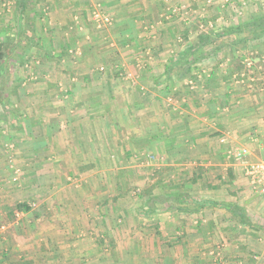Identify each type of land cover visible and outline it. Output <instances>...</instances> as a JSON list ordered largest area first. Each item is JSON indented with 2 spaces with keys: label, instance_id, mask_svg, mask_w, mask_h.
<instances>
[{
  "label": "crops",
  "instance_id": "0c3cea01",
  "mask_svg": "<svg viewBox=\"0 0 264 264\" xmlns=\"http://www.w3.org/2000/svg\"><path fill=\"white\" fill-rule=\"evenodd\" d=\"M18 1L8 7L0 0V51H13L5 68L25 66L27 74L16 87L9 77V109L0 111V264H104L96 255L121 214L131 226L175 222L183 235L190 228L202 239L208 226L211 241L222 239L212 231L219 224L227 241L238 242V223L249 255L244 264H257L250 253L264 264V195L250 189L246 175L247 164L264 155V81L239 85L233 64L215 62L234 36L207 46L209 57L186 70L200 55L199 37L209 34L201 21L219 17L223 0H57L50 4L52 30L26 29L25 36ZM96 12L110 23L96 25ZM222 44L229 46L217 51ZM28 54L43 63L25 65ZM145 165L226 171L235 200L154 191L142 205L128 206L127 182L138 181L134 168ZM238 183L245 191L236 196ZM162 195L185 199L150 210L149 197ZM178 204L189 211L169 209ZM229 205L241 207L247 222Z\"/></svg>",
  "mask_w": 264,
  "mask_h": 264
},
{
  "label": "rangeland",
  "instance_id": "374dc122",
  "mask_svg": "<svg viewBox=\"0 0 264 264\" xmlns=\"http://www.w3.org/2000/svg\"><path fill=\"white\" fill-rule=\"evenodd\" d=\"M56 1L57 0H34V2H32L31 5H33V10L29 17H32L33 20V31L36 29L39 33L47 34L52 30V26L48 20L51 19L50 14L52 13L50 4L55 6ZM63 1L65 2L66 0ZM3 2L6 6L10 7L14 5L16 0H3ZM209 3H211V0H208V4ZM223 5L224 6L221 8L224 12L221 11L220 16L214 19L212 18L210 22L202 23L201 21L200 29H204L207 33H210L212 30H217L226 26H236L252 16L264 14V0H223ZM184 9H186V6ZM34 12L36 16H34ZM206 12L207 11L201 13ZM10 14H13V11ZM96 25L98 24L96 23ZM237 37L238 36L235 35L233 39L235 40ZM187 41H190V39L187 38ZM82 55L83 54L80 52L77 56L81 57ZM40 58L41 56L39 55L28 54L25 59V65L28 62H39L42 64L43 62ZM259 59L260 61H264V38L251 41L247 44L230 47L224 53L214 58L215 62L218 64L227 61L233 64V69L239 71L235 74L236 83L248 86L258 83L257 81L259 79L264 81V69L260 67L261 62H259ZM24 67L19 68L16 65L12 70L9 77L13 81V87H16L15 82L17 78L19 79L27 75L26 73L23 74ZM101 71H103V69H101ZM233 72L234 71H232V73ZM0 111H2L1 107ZM144 156L143 160H145V158L149 160L148 158H150V156H148V158L146 155ZM153 159L157 161L156 157L150 158V160ZM158 159L160 160L159 157ZM134 169L139 170L138 181H128L127 187L124 190L123 201H128V206L133 203L135 205L136 203L137 205H142L146 197H148V194L154 191H186L192 193V195L196 197L216 193V195L222 198V203H228L226 200H235L230 194L234 183L226 171L216 174L214 171L211 173V171L206 170L205 166L195 165L184 167L145 165L137 166ZM176 173H185V175H188V178H186V180L177 181L175 177ZM249 184L251 190L257 191L251 183ZM237 187H239L237 190L240 189V192H235L234 194L236 196L237 193L245 191V189L242 190V186L239 183ZM246 188L249 189V187ZM241 198L243 199V195L238 196V202H241ZM127 216L126 214L117 215L115 220H113L116 224V227H113V232H111L110 236L104 235L103 237L106 243L103 247H100L102 250L100 255L98 253L96 256L101 257V261L104 262V264H244L243 256L247 254V257H249L246 249H244V242L241 241L244 229H242V225L238 223H236L234 229L235 235L240 238L238 242L233 240L227 241L224 233L225 230L221 231V225L219 224L217 228L214 227L212 231L216 230V236L218 233L222 239L211 241L208 226L203 230V236L205 233H209L207 235L208 237L204 236L202 239L194 237V230L191 231L190 228L188 229L189 232L183 235L181 233L182 228H179L178 224L175 222L170 223L167 221L165 224H155L154 227L151 225V228L145 224H140L138 227L135 225L131 226L133 220L131 222L130 218H128L127 224L124 223ZM129 216L131 217L132 215ZM143 216L147 217V215ZM148 216L150 219L153 218L157 220L162 214H150ZM251 216L256 218L257 215L253 214L251 211ZM223 221H225V219ZM118 227H122V235H119L120 229ZM135 231L139 234L136 233L133 235ZM213 242H215V245ZM92 248L100 249L99 247ZM250 256L252 261L261 264L260 258H258L261 257L259 254L250 253ZM150 260H152V262H150Z\"/></svg>",
  "mask_w": 264,
  "mask_h": 264
},
{
  "label": "trees",
  "instance_id": "16d2710c",
  "mask_svg": "<svg viewBox=\"0 0 264 264\" xmlns=\"http://www.w3.org/2000/svg\"><path fill=\"white\" fill-rule=\"evenodd\" d=\"M32 0H19L18 1V16H19V23H20V32H24V36H25V32L27 31L26 29H30V31L33 32V23H29L27 24V19H29L30 13L32 11L31 8V4H32ZM28 25V27H27ZM30 27V28H29ZM238 36L237 39L233 40L231 43V46L234 47L235 45H242V44H247L251 41L254 40H260L264 38V14L263 15H256V16H252L250 18H248L247 20L241 22L240 24L236 25V26H232V27H226L223 29H220L218 31L206 34V35H201L198 39V43L195 46L196 50L198 51L200 54L199 57L197 58H190L189 59V55H188V59L190 60L188 62L187 65V71H190V66L195 63V62H200L204 59V57H209V54L203 51L207 46L210 45H214L216 44L217 41H219L222 38H231L233 36ZM30 38H31V34H30ZM33 39V37H32ZM8 45H10L9 47H11V43H9ZM7 45V46H8ZM227 46H229L228 44H222V45H218L216 47L217 51L222 50L224 48H226ZM200 50V51H199ZM215 50V49H214ZM194 51V52H195ZM12 49H7L6 50H2L0 51V80H1V86H0V105L2 106V109L7 112L8 111V104L4 101L5 99L3 98V94H5L7 89V83L9 81V76L11 73V71L7 70L5 68V64H7L9 62V60L12 59L13 55H12ZM193 54V52H192ZM205 55V56H204ZM175 197V198H174ZM176 200L178 202L181 201V199H185L184 196L180 195V196H157V197H152L150 196L149 199L147 200V206L150 210H153L155 208V204L156 203H164L165 205L168 206V202L170 200ZM192 204H200L201 203L193 198H189ZM182 202V201H181ZM204 205L206 204H212L209 201H204L203 202ZM171 210L177 208L179 211H189L188 207H179V204L177 206L174 205H169ZM173 206V207H172ZM230 211H232L234 213V215L236 217L241 218V220L247 222V218L246 215L244 213V211L242 210L241 207L237 206V205H229L227 207ZM156 209V208H155ZM148 212V211H145Z\"/></svg>",
  "mask_w": 264,
  "mask_h": 264
},
{
  "label": "built area",
  "instance_id": "2783aa9c",
  "mask_svg": "<svg viewBox=\"0 0 264 264\" xmlns=\"http://www.w3.org/2000/svg\"><path fill=\"white\" fill-rule=\"evenodd\" d=\"M94 16L99 26L110 23L109 18L103 16L100 12L94 13ZM246 175L253 187L264 195V155L259 160L247 164Z\"/></svg>",
  "mask_w": 264,
  "mask_h": 264
}]
</instances>
